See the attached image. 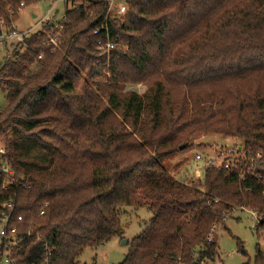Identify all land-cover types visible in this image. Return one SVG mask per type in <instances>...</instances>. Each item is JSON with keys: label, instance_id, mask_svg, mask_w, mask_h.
<instances>
[{"label": "trees", "instance_id": "obj_1", "mask_svg": "<svg viewBox=\"0 0 264 264\" xmlns=\"http://www.w3.org/2000/svg\"><path fill=\"white\" fill-rule=\"evenodd\" d=\"M41 1L0 0V35ZM71 1L0 67V210L14 203L44 237L23 260L82 264L86 249L124 234V207L153 216L119 264L214 260L215 229L235 210L264 218V0H121L123 15H108L106 0ZM107 18L116 45L101 50ZM209 134L262 153L256 169H207L192 186L162 165ZM238 250L247 254L241 241ZM255 264H264L259 246Z\"/></svg>", "mask_w": 264, "mask_h": 264}, {"label": "rangeland", "instance_id": "obj_2", "mask_svg": "<svg viewBox=\"0 0 264 264\" xmlns=\"http://www.w3.org/2000/svg\"><path fill=\"white\" fill-rule=\"evenodd\" d=\"M120 1V0H118ZM53 3L51 0H43L25 6L19 13V17L14 21L15 30L26 31L39 30L40 25H36L38 20L45 16ZM65 3L57 5L58 17H63ZM33 14L37 15L36 17ZM6 33V32H4ZM19 45V40H8L4 44L0 43V67L4 58L12 53V50ZM0 78H2L0 76ZM104 81V78L100 79ZM148 86L145 83H126L125 90H136L144 93ZM7 106L6 93L3 83L0 84V112ZM219 144L233 146L243 144V140L238 137L223 136L219 134H209L194 141L188 149L174 153L162 160V165L178 180L198 186L199 182H190L194 176L195 169L201 167L202 162L195 159L197 152L212 154L211 145ZM0 145H5L4 140L0 139ZM206 171H203L205 174ZM121 221L124 228L122 236H115L110 241L100 245L95 249H86L80 257L82 264H119L126 257L129 250V243L135 236L140 234L150 221L153 213L145 207H124L121 210ZM256 219L249 210L237 209L226 220L224 224L216 227L218 236V255L217 260L220 264H255L257 247L264 251V230L259 233L253 227ZM238 241H241L247 254L238 250Z\"/></svg>", "mask_w": 264, "mask_h": 264}, {"label": "built area", "instance_id": "obj_3", "mask_svg": "<svg viewBox=\"0 0 264 264\" xmlns=\"http://www.w3.org/2000/svg\"><path fill=\"white\" fill-rule=\"evenodd\" d=\"M53 5L47 12L45 16L40 18L36 25L41 26L46 23L48 20H52L55 17V14L58 12L56 7L60 3L68 2L70 4H76L71 0H51ZM109 2V8L107 14H117L123 15L126 11V4L123 1L118 0H106ZM107 33V39L99 41V49L101 50H109L115 47V42L110 39L109 36V23L108 18L105 23L101 27ZM101 29H97L95 32L98 33ZM35 30L32 28L26 31H16L15 29L12 32L2 33L0 35V43H4L5 41H10L13 39H17L19 41H23L27 37H30ZM58 37H50L47 40V43H53L55 47L59 46L60 40ZM42 58V55H40ZM212 154L204 152H197L195 155V159L198 162H202L201 167L195 169L194 176L191 177L190 182H199L204 179L205 174L203 171L212 168H226L231 171H238L239 164L246 162V168L248 172L251 170H255V165L253 162L255 160H260L262 158V153H257L256 156H248L245 152V148L243 144H235L233 146H224L219 144L211 145ZM6 152L5 145H0V154H4ZM249 161V162H248ZM264 165V161L261 162ZM2 169L11 174V170L8 167L7 163H4ZM240 176L244 179L245 175L243 172L239 171ZM5 187V186H4ZM48 203L44 204V207H47ZM248 210V209H246ZM254 218L256 219V223H254L253 227L256 228L258 223H261V219L263 218L262 214L257 210H249ZM41 214H44V210H41ZM42 241H44V237L39 231H34L32 228L27 226V221L23 214H17L15 210L14 203H3L2 208L0 210V264H44L47 261V256L42 258L41 262H28L24 259V256L28 254L27 248L31 246V244L38 245ZM44 247L47 245L44 244ZM32 255L34 251L29 252ZM31 255V256H32ZM198 256V255H197ZM200 264H220V262L215 258L214 260H209L202 258L199 260ZM184 264V263H179Z\"/></svg>", "mask_w": 264, "mask_h": 264}, {"label": "water", "instance_id": "obj_4", "mask_svg": "<svg viewBox=\"0 0 264 264\" xmlns=\"http://www.w3.org/2000/svg\"><path fill=\"white\" fill-rule=\"evenodd\" d=\"M33 16L36 17L37 15L33 14ZM185 147H186V144L181 145V146H180V149H184ZM261 223L264 224V218L261 219Z\"/></svg>", "mask_w": 264, "mask_h": 264}]
</instances>
